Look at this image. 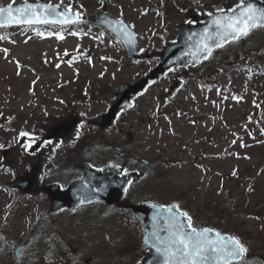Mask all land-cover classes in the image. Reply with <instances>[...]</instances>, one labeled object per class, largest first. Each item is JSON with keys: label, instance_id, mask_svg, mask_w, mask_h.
<instances>
[{"label": "rangeland", "instance_id": "1", "mask_svg": "<svg viewBox=\"0 0 264 264\" xmlns=\"http://www.w3.org/2000/svg\"><path fill=\"white\" fill-rule=\"evenodd\" d=\"M18 1L26 0L0 4ZM188 1L207 9L219 0ZM69 4L92 15L108 8L125 17L139 32V56L128 57L120 39L93 21L0 29V144L11 149L9 160L0 162V264L140 260L142 230L128 211L91 202L81 216L51 214L43 192L7 185L34 162L41 182L66 184L87 160L135 169L132 197L177 203L194 213L195 223L208 221L238 236L249 249L238 264H264V29L231 51L213 53L204 65L172 67L103 128L92 120L100 119L114 87L157 62L152 53L173 38L183 10L170 0H110L103 6L99 0H63ZM240 50L246 61L234 64ZM178 78L181 84L174 86ZM69 116L80 117L79 123L68 135L44 142L36 155L19 143L21 132L35 140Z\"/></svg>", "mask_w": 264, "mask_h": 264}, {"label": "snow or ice", "instance_id": "2", "mask_svg": "<svg viewBox=\"0 0 264 264\" xmlns=\"http://www.w3.org/2000/svg\"><path fill=\"white\" fill-rule=\"evenodd\" d=\"M99 2L103 6L104 0ZM80 7L82 8L83 5ZM218 11L226 10L218 9ZM227 12L231 14L219 16L212 12L207 13L208 16L214 17L212 24L200 34L197 51L189 53L190 55L208 59L212 56L213 48H222L230 42L248 37L255 29H264V8H258L248 0H239V3ZM82 20L83 13L73 11L71 4L64 6L63 0L57 4L25 2L20 6H14L12 3L6 7L0 6V29L14 25H72ZM102 22L122 34L126 38V43L133 44V34L128 31V26L122 20L113 21L103 17ZM72 34L78 35V33ZM37 35L43 37L45 34L38 31ZM48 35L58 36L61 40L65 39L59 32H50ZM4 38L0 36V39ZM97 38L93 37V39ZM191 38L190 36L189 39ZM3 51L7 53L8 49ZM17 66L20 67L18 61ZM29 135L28 132L19 134L21 138L29 137ZM33 143L34 140L30 139L24 146L25 149H30ZM4 147L0 144V149ZM91 202L87 196L81 200L82 204ZM165 225L152 234L154 239L150 245L162 259V264H238L249 251L238 237L225 235L214 229H198L193 225L192 217L180 210L178 205L167 208ZM161 232L166 234L160 235Z\"/></svg>", "mask_w": 264, "mask_h": 264}, {"label": "water", "instance_id": "3", "mask_svg": "<svg viewBox=\"0 0 264 264\" xmlns=\"http://www.w3.org/2000/svg\"><path fill=\"white\" fill-rule=\"evenodd\" d=\"M33 3V4H47L49 2H38V1H24L14 3V6H20L23 3ZM249 3L255 4L258 8H264V1H248ZM55 4V3H52ZM6 7L7 5H0ZM230 15V12L223 14H217L219 16ZM215 15V14H214ZM107 17L110 20L116 21L117 19L100 12L96 21L102 23V18ZM214 17L208 16L204 22L196 24H183L178 28V38L174 42L166 44L164 49L161 51V61L160 63L148 72L145 76L139 80L131 83L126 82L119 84L115 88V96L109 100L110 108L107 112L102 115V120L100 122L101 126H106L108 123L115 119L118 110L121 107H127L131 103V98L136 94L140 93L143 88L154 78L161 76L169 67L179 63H196L203 59L202 56L195 58L189 53H195L197 51V44L200 39V34L204 32L205 28L212 24ZM128 31L133 34V44L129 45L126 43V38L119 34L114 28L109 27L115 33H117L124 41L128 54L130 56L136 55L138 47L137 32L132 29L127 23ZM192 37L189 39V37ZM77 119L64 120L57 124L52 125L48 132L41 135L38 143L44 140H52L56 136H64L67 134L73 124H75ZM0 153L3 156L7 155V149H0ZM83 173L76 179L71 181L70 185L66 190H61L54 186L46 187L50 192L51 197L54 199V207H59L63 204H68L71 206H76L81 203V200L87 196L89 199H101L106 202H119L120 197L123 194L127 182L134 172L122 173L119 166L108 164L104 166L101 170L92 168L89 164L83 166ZM23 183H27L23 185ZM10 184L20 185L25 190H29L30 186L33 184V178L23 177L22 175L17 176L14 180L10 181ZM175 204L169 203L166 206L152 202L146 201L137 204H131L136 215L140 218L143 228L146 230L143 236V244L140 247V252L144 254L141 262L138 264H162V259L156 254L155 250L150 247L154 232H157L160 228L165 227V219L167 217V208L174 206ZM203 229H212L205 226ZM166 233L161 232L160 235H165ZM236 237V236H235ZM22 246L18 247V253L21 251Z\"/></svg>", "mask_w": 264, "mask_h": 264}, {"label": "flooded vegetation", "instance_id": "4", "mask_svg": "<svg viewBox=\"0 0 264 264\" xmlns=\"http://www.w3.org/2000/svg\"><path fill=\"white\" fill-rule=\"evenodd\" d=\"M173 5L181 8L183 10V20L186 22H195V21H200L204 19V16L207 15L209 12H215L218 11V9H229L235 6L237 3H239V0H219L218 2H215L210 5V8L207 9H202L201 8V3L196 2V4H193L192 2H189L188 0H170ZM244 37H242L239 41L234 42V45L231 43L226 44V50L231 51L232 46L233 48L236 45H242L245 41L243 40ZM236 55L234 58V64L240 62V60H245V58L241 57L242 50L240 51H235ZM156 53V51H155ZM158 53V52H157ZM177 84H181V80L178 78L176 79ZM35 155L38 153V150L34 151ZM77 176V175H75ZM39 169H38V178H39ZM61 183V182H60ZM64 185V183H61ZM87 206V204H82L76 208H70V207H61L57 211H54V213L58 212H71L73 215H79L81 216L82 209ZM87 209V208H85ZM86 214V212H85ZM87 215V214H86Z\"/></svg>", "mask_w": 264, "mask_h": 264}, {"label": "trees", "instance_id": "5", "mask_svg": "<svg viewBox=\"0 0 264 264\" xmlns=\"http://www.w3.org/2000/svg\"><path fill=\"white\" fill-rule=\"evenodd\" d=\"M201 224H209V222L208 221H204V222H200ZM222 231H226V230H224V229H221Z\"/></svg>", "mask_w": 264, "mask_h": 264}]
</instances>
